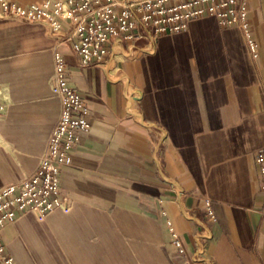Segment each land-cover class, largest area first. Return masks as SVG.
Masks as SVG:
<instances>
[{"label": "crops", "instance_id": "0c3cea01", "mask_svg": "<svg viewBox=\"0 0 264 264\" xmlns=\"http://www.w3.org/2000/svg\"><path fill=\"white\" fill-rule=\"evenodd\" d=\"M242 1L255 54L202 17L81 66L40 24L0 19V189L37 169L58 123L54 50L91 117L61 170L70 209L0 230L13 264H264V0Z\"/></svg>", "mask_w": 264, "mask_h": 264}, {"label": "built area", "instance_id": "2783aa9c", "mask_svg": "<svg viewBox=\"0 0 264 264\" xmlns=\"http://www.w3.org/2000/svg\"><path fill=\"white\" fill-rule=\"evenodd\" d=\"M202 17L215 19L224 27L241 28L250 51L255 54L256 42L242 0H45L41 4L0 0V19L41 24L58 46L64 43L70 46L81 66L103 62L121 44L151 42ZM53 59L51 85L61 101L60 117L37 169L23 180L0 189V230L28 212L44 220L55 209L68 211L71 207L60 192L61 170L70 163V153L80 143L81 132L89 129L91 117L82 93L68 84L63 55L54 50ZM7 104L6 94L0 88V117L5 114ZM255 158L264 179V150L258 151ZM205 206L213 217L210 200H205ZM172 235L180 250L177 235L173 232ZM13 262L0 239V264Z\"/></svg>", "mask_w": 264, "mask_h": 264}, {"label": "bare ground", "instance_id": "6f19581e", "mask_svg": "<svg viewBox=\"0 0 264 264\" xmlns=\"http://www.w3.org/2000/svg\"><path fill=\"white\" fill-rule=\"evenodd\" d=\"M41 25V24H40ZM42 26V25H41ZM44 28V27H43ZM26 40V39H25ZM22 42V41H21ZM51 89H52V85H51ZM52 92H53V89H52ZM54 93V92H53ZM54 95L55 96H57L55 93H54ZM58 97V96H57ZM59 98V97H58ZM55 210H62L61 208H58V209H55ZM55 210H53V211H55ZM52 211V212H53ZM63 211V210H62ZM34 214V213H33ZM30 216V215H29ZM36 216V215H35ZM27 218V217H26ZM46 219V218H45ZM21 221V220H20ZM29 223V222H28ZM30 230V229H29ZM30 233V232H29ZM32 233H34V232H32ZM37 233V232H36ZM39 233V232H38ZM37 236V235H36ZM107 237V236H106ZM37 238V237H36Z\"/></svg>", "mask_w": 264, "mask_h": 264}, {"label": "rangeland", "instance_id": "374dc122", "mask_svg": "<svg viewBox=\"0 0 264 264\" xmlns=\"http://www.w3.org/2000/svg\"><path fill=\"white\" fill-rule=\"evenodd\" d=\"M52 90V89H51ZM54 94V93H53Z\"/></svg>", "mask_w": 264, "mask_h": 264}]
</instances>
